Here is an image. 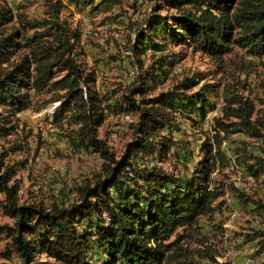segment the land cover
<instances>
[{"label":"rangeland","instance_id":"rangeland-1","mask_svg":"<svg viewBox=\"0 0 264 264\" xmlns=\"http://www.w3.org/2000/svg\"><path fill=\"white\" fill-rule=\"evenodd\" d=\"M49 1L0 0V9L14 14L1 31L9 35L17 30L24 37L32 36L35 30L25 29L23 21L49 22L53 5L61 3L59 21L72 36V57L83 71L82 78L94 76L90 88L96 92L105 115L98 138L116 161L138 137L144 113L165 116V127L153 138L156 144L163 138L164 149L155 156L133 157L130 170L125 171L135 189L146 186L144 171L153 167L173 180L190 179L204 158V144L215 134L213 119L222 117L224 108L236 96L253 104V121L261 136L251 138L243 129H235L222 145L225 166L217 165L210 176L211 187L223 194L213 203L215 212L201 217L193 231L178 230L170 242L178 240V246L187 252L176 263L264 264V176L253 178L242 161L248 159L245 150L264 157V55L255 56L232 45L222 59H215L192 46L179 45L163 32L153 38L157 50L149 43L147 51L140 52L137 36L147 30L152 17L161 16L173 24L172 18L178 15L167 0H114L116 4L113 0ZM153 8L156 15L149 17ZM25 53V49L19 51L2 68L8 69ZM65 75L55 70L47 88L24 90L28 97L24 111L12 105L0 106L7 129L0 138V177H8V185L17 187V205L35 214L32 225L41 211L51 212L55 205L71 209L79 204L77 189L81 184L102 176L104 164L113 165L82 143L74 102L68 99L67 90L60 89ZM80 85L86 90L83 79ZM193 96V101L202 97L206 100L209 120L200 111L191 113L187 99ZM131 101L136 103V110ZM231 186L253 201L247 206L241 204ZM111 195L116 197L113 190ZM6 205V195L0 191V264H24L13 239L16 220L6 212ZM98 222L96 216L95 224H76L82 234L90 235V264H101L104 259ZM27 238L42 239L39 234ZM205 248L213 254L200 255L199 250ZM31 264L64 263L36 251Z\"/></svg>","mask_w":264,"mask_h":264},{"label":"trees","instance_id":"trees-1","mask_svg":"<svg viewBox=\"0 0 264 264\" xmlns=\"http://www.w3.org/2000/svg\"><path fill=\"white\" fill-rule=\"evenodd\" d=\"M166 2L178 15L172 18L173 24H168L165 18L154 16L153 8L149 17L154 18L148 21L147 30L137 36L140 52H146L151 44L152 49L157 50L158 45H153L152 41L163 32L179 45L192 46L215 59H222L232 45L245 48L255 56L264 55V0ZM61 9L60 2L53 5L49 22L23 21L25 29L35 30L32 36L25 37L17 30L9 35L2 33L1 28L14 19V14L9 9H0V106L12 105L13 109L24 111L28 105L24 90H43L54 80L55 70L65 72L60 89L67 90L68 99L74 102V119L80 124L82 143L93 147L105 162L113 165L104 164L102 176L81 184L77 189L79 204L71 209L55 205L51 212L41 211L35 225H32L35 214L17 205V187L8 185V177H0V191L6 195V212L16 220L13 239L21 258L24 264H31L38 251L64 264H90L87 259L90 235L82 234L76 224H95L98 216L102 227L100 245L104 252L101 264H181L176 262L186 257V249L178 246V240H170L180 229L187 233L198 228L201 217L215 212L213 203L223 194L219 188L211 187L210 176L217 165L225 166L227 158L222 145L235 129H243L251 138L261 136V130L253 121L254 106L236 96L224 108L223 116L213 119L215 134L204 144V158L190 179L173 180L153 167L144 171L146 186L135 189L131 183L133 179L125 171L132 165L133 157L155 156L164 149L163 138L157 144L153 138L165 127V116L160 112L144 113L138 137L120 161L114 159L105 142L98 138L105 115L96 92L90 88L94 76L87 74L82 78L83 71L72 57V36L59 21ZM44 28L48 30L42 32ZM24 49L26 53L16 63L8 69L2 68ZM138 52L136 50V54ZM82 79L86 90L81 88ZM193 98L187 99L191 113L200 111L203 118L206 117V100L202 97L193 101ZM157 101L163 102L162 99ZM131 107L136 110V103L131 101ZM232 119L238 122H231ZM5 120L0 113V138L7 133ZM245 153L248 159L242 161L251 176L255 179L264 176V157L250 155L247 150ZM230 189L241 204L247 206L253 201L234 186ZM111 190L116 197L111 195ZM36 234L41 235L40 241L28 240V236ZM185 236H180L179 240ZM199 253L202 256L213 254L210 248L199 250Z\"/></svg>","mask_w":264,"mask_h":264},{"label":"built area","instance_id":"built-area-1","mask_svg":"<svg viewBox=\"0 0 264 264\" xmlns=\"http://www.w3.org/2000/svg\"><path fill=\"white\" fill-rule=\"evenodd\" d=\"M210 119V114H208L206 117H205V120H209ZM142 157V156H141ZM133 160L131 161V164H132ZM130 166L127 167L128 170H130Z\"/></svg>","mask_w":264,"mask_h":264},{"label":"bare ground","instance_id":"bare-ground-1","mask_svg":"<svg viewBox=\"0 0 264 264\" xmlns=\"http://www.w3.org/2000/svg\"><path fill=\"white\" fill-rule=\"evenodd\" d=\"M53 111H54V109H51L49 113H51V114H52V113H53Z\"/></svg>","mask_w":264,"mask_h":264}]
</instances>
